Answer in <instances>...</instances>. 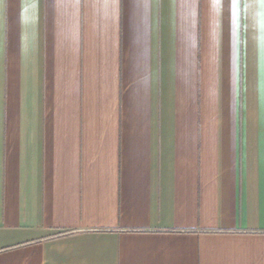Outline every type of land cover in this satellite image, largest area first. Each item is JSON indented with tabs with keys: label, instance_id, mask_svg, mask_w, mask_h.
<instances>
[{
	"label": "crops",
	"instance_id": "crops-1",
	"mask_svg": "<svg viewBox=\"0 0 264 264\" xmlns=\"http://www.w3.org/2000/svg\"><path fill=\"white\" fill-rule=\"evenodd\" d=\"M0 264H264V0H0Z\"/></svg>",
	"mask_w": 264,
	"mask_h": 264
}]
</instances>
